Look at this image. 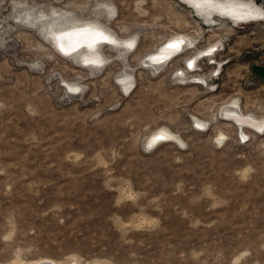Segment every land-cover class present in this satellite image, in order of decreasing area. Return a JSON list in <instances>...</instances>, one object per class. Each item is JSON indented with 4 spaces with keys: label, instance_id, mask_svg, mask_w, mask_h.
Here are the masks:
<instances>
[{
    "label": "rangeland",
    "instance_id": "1",
    "mask_svg": "<svg viewBox=\"0 0 264 264\" xmlns=\"http://www.w3.org/2000/svg\"><path fill=\"white\" fill-rule=\"evenodd\" d=\"M227 103L264 118V0H0V264H264V132Z\"/></svg>",
    "mask_w": 264,
    "mask_h": 264
},
{
    "label": "bare ground",
    "instance_id": "2",
    "mask_svg": "<svg viewBox=\"0 0 264 264\" xmlns=\"http://www.w3.org/2000/svg\"><path fill=\"white\" fill-rule=\"evenodd\" d=\"M75 27L64 30L59 34L60 46L66 52H73L79 48H85V46L92 49L102 40H112L111 37H109L107 34L94 28L93 26H91L90 28L87 27L75 28ZM173 45L175 47H173ZM187 45H189L188 38L184 36H175L174 38L167 40L153 53L149 54V56L146 59V63L152 65L156 69L161 68L170 59L176 57L181 50L187 47ZM214 51L208 53L207 56L213 57ZM190 63L191 66L194 68L195 62L191 61ZM233 103L232 104L227 103L226 105L223 106V109L221 108L222 109L221 118L223 117L227 120H231L232 123L234 122V124L238 126V129L242 128V132H243L242 135L244 134V137H246V139H247V135L245 134L243 129L244 125L246 126L250 125L249 126L250 128L252 126L254 130H256L259 133L264 132V118H257L253 114H246L242 111V109H240L241 107L238 108L237 105ZM242 138L243 137L241 136V139ZM173 139H177L174 136V134L169 129L162 128L153 134V136L151 137L148 143H150V145H155L156 143L172 141ZM12 264H21V263L15 262ZM30 264H78V262L72 259L68 262L40 261V262H33Z\"/></svg>",
    "mask_w": 264,
    "mask_h": 264
},
{
    "label": "built area",
    "instance_id": "3",
    "mask_svg": "<svg viewBox=\"0 0 264 264\" xmlns=\"http://www.w3.org/2000/svg\"><path fill=\"white\" fill-rule=\"evenodd\" d=\"M247 140V139H246ZM242 141H245V140H243V138H242Z\"/></svg>",
    "mask_w": 264,
    "mask_h": 264
},
{
    "label": "water",
    "instance_id": "4",
    "mask_svg": "<svg viewBox=\"0 0 264 264\" xmlns=\"http://www.w3.org/2000/svg\"><path fill=\"white\" fill-rule=\"evenodd\" d=\"M198 12V11H197ZM153 145H151L150 147H152Z\"/></svg>",
    "mask_w": 264,
    "mask_h": 264
},
{
    "label": "snow or ice",
    "instance_id": "5",
    "mask_svg": "<svg viewBox=\"0 0 264 264\" xmlns=\"http://www.w3.org/2000/svg\"><path fill=\"white\" fill-rule=\"evenodd\" d=\"M173 47H175L174 45H173ZM162 139V138H161Z\"/></svg>",
    "mask_w": 264,
    "mask_h": 264
}]
</instances>
